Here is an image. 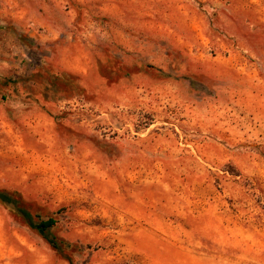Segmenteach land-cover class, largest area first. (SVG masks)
<instances>
[{
    "label": "rangeland",
    "instance_id": "rangeland-1",
    "mask_svg": "<svg viewBox=\"0 0 264 264\" xmlns=\"http://www.w3.org/2000/svg\"><path fill=\"white\" fill-rule=\"evenodd\" d=\"M0 190L72 264H264V0H0ZM0 264H70L0 204Z\"/></svg>",
    "mask_w": 264,
    "mask_h": 264
},
{
    "label": "trees",
    "instance_id": "trees-1",
    "mask_svg": "<svg viewBox=\"0 0 264 264\" xmlns=\"http://www.w3.org/2000/svg\"><path fill=\"white\" fill-rule=\"evenodd\" d=\"M23 202L19 193L0 190V204L10 209L30 230L39 235L54 251L72 264L70 257L65 254V249L72 248V244L58 238L55 234L57 219L52 216L33 215Z\"/></svg>",
    "mask_w": 264,
    "mask_h": 264
}]
</instances>
